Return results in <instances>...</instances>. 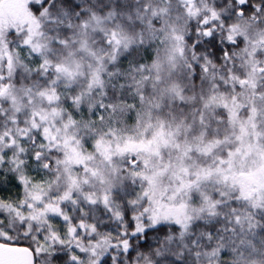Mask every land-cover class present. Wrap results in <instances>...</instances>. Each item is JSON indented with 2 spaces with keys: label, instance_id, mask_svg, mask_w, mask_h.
<instances>
[{
  "label": "snow or ice",
  "instance_id": "6c2138e0",
  "mask_svg": "<svg viewBox=\"0 0 264 264\" xmlns=\"http://www.w3.org/2000/svg\"><path fill=\"white\" fill-rule=\"evenodd\" d=\"M0 264H264V0H0Z\"/></svg>",
  "mask_w": 264,
  "mask_h": 264
}]
</instances>
